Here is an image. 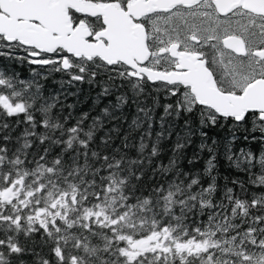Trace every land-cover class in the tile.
<instances>
[{"label":"snow or ice","instance_id":"1","mask_svg":"<svg viewBox=\"0 0 264 264\" xmlns=\"http://www.w3.org/2000/svg\"><path fill=\"white\" fill-rule=\"evenodd\" d=\"M0 61V264H264V0H0Z\"/></svg>","mask_w":264,"mask_h":264},{"label":"trees","instance_id":"2","mask_svg":"<svg viewBox=\"0 0 264 264\" xmlns=\"http://www.w3.org/2000/svg\"><path fill=\"white\" fill-rule=\"evenodd\" d=\"M0 64H7V61H0ZM13 69L23 78L27 79L30 77L32 72V66H29L27 64L24 65H13ZM37 71H40V69L37 68ZM58 77H54L52 79H49L47 82H45V92L46 94L49 91L55 92L60 90V86L58 83H54V80H58ZM69 91L76 92L77 95L73 97L68 98V103L76 104L75 109V115H80L83 112H88L90 109L93 108V100L96 97L97 93L100 91V88L95 85H89V84H83V85H77L74 88L68 89ZM107 103V101H105ZM147 103L150 105L152 103L151 99H148ZM103 107V104H101L99 107L95 108V110L92 111L91 115L95 116L99 111L100 108ZM123 114L127 117L126 122L121 123L122 130H126L128 127V123L132 120V118L136 115L135 108L132 106L131 102L123 109ZM162 114V108L158 109L155 113V116L157 120L159 119L160 115ZM111 125H109L110 127ZM23 126H21L22 128ZM159 131V125L157 124L153 132ZM179 131V129H177ZM243 132L241 131L238 133L241 137L243 136ZM229 135L227 129L220 130V129H213L209 132V137L216 136L218 139L223 140L225 136ZM138 138V134H137ZM175 139V135L170 140L163 141V149L165 151V154L161 157L165 162H167L168 156L171 154L170 149L172 146V140ZM119 139H117L116 143L119 144ZM209 142H211L209 140ZM199 143V137L194 138V143L192 147H190L187 151L188 154L191 155L192 151L195 149L196 144ZM134 154V153H133ZM187 162L185 161V165ZM203 161H201L199 164L196 165L197 168L202 167ZM219 173L221 177L228 176L229 178L237 175V173L234 170H230L227 166V162L223 159L221 156L219 161ZM221 185H223L224 180L221 178L220 180Z\"/></svg>","mask_w":264,"mask_h":264}]
</instances>
